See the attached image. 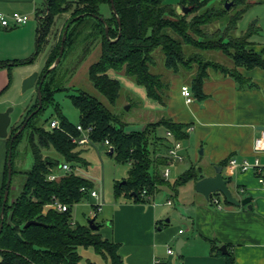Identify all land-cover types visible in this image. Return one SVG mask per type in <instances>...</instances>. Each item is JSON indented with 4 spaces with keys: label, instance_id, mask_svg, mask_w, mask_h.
<instances>
[{
    "label": "trees",
    "instance_id": "trees-1",
    "mask_svg": "<svg viewBox=\"0 0 264 264\" xmlns=\"http://www.w3.org/2000/svg\"><path fill=\"white\" fill-rule=\"evenodd\" d=\"M227 2H232L228 9ZM103 4H108L112 10L110 0H76L75 5L67 0H44L38 13L40 15L38 49L34 57L12 62L0 61V68H8L9 71L10 81L7 87L11 85L13 66L27 65L35 61L44 44L48 42L55 18L65 13H70V18L64 25L63 34L66 25L70 23V26L64 53L67 47L72 46L76 41L80 31L78 29L85 17L91 16L97 19L98 22L90 28L95 34L94 42L99 41L101 44V54L99 60L89 67V79L112 105L120 96L122 84L108 75L110 69L144 86L150 98L162 104L166 103L170 84L162 74L154 71L158 54L161 55L163 66L171 72L191 73L193 65H197V72H192L191 90L199 100L205 98L203 83L210 68L230 73L240 85L247 84L249 80L240 75L238 67L264 69L263 54L247 50L250 45L249 38L254 30H247L237 37L233 36L248 8V0H221L219 3H210V0H178L175 4L166 0H114L121 29L113 10L110 18H105L101 13ZM177 6L189 8V11L180 15L176 10ZM80 15L84 16L76 20L75 18ZM99 17H104L109 25V37L106 35L105 23ZM216 22L225 26L223 31L220 27L216 30L211 29L212 24ZM62 37L49 54L40 77L59 56ZM225 38H228L227 42ZM218 51L226 53L231 58L234 63L233 68L230 69L207 58L208 54ZM55 69L47 75L42 85L43 107L29 120L26 128L12 143L13 176L16 173L14 168L16 149L25 133L28 135L27 141L34 163L30 170L19 171L24 175V181L14 199H11L12 182L0 235V264H94L90 260L83 261L80 253L82 248H92L96 253L110 259L112 264H122L118 254V244L103 240L88 225L73 221L74 205L89 199V190L94 188V183L75 173H62L58 178L49 180L48 175L57 172L60 163L52 156L45 155L44 150L54 149L66 162L82 161L77 151L78 144L73 138L82 135L77 128L79 124L85 129L91 127V142L104 143L108 139L111 143L110 149H114L112 155H115L119 162L130 163L125 183L115 184L116 199L126 197L136 203H146L150 199L143 196L144 191L145 195L151 198L156 193L157 186L164 182L159 172L151 171V168L155 164L168 163L166 157L157 156L165 145L156 136L157 128L163 125L172 131L177 139L183 141L188 136L186 126L170 119H161L148 123L144 130L126 132V123L107 105L97 97L79 91L71 96L73 105L80 112L79 123H71L57 108L60 127L46 128L45 125L47 123L49 125L51 121L48 120L44 125H40L36 119L46 106L53 104L54 93L64 89L60 81L54 77ZM38 105L37 97L35 103L28 109L23 122L11 126L8 135V154L12 136ZM224 164L225 162L222 163ZM198 172L195 167L188 169L179 176L173 188L177 190L179 186L191 180L198 181L202 177ZM7 178L6 163L0 213ZM82 187H85L86 191H82ZM213 195L210 196L211 200ZM54 197L67 204L68 210L48 209L44 212L45 206L52 202ZM225 202L229 204L226 199ZM29 221L37 223L26 227ZM224 256L229 264L235 262L233 253L229 252Z\"/></svg>",
    "mask_w": 264,
    "mask_h": 264
},
{
    "label": "crops",
    "instance_id": "crops-1",
    "mask_svg": "<svg viewBox=\"0 0 264 264\" xmlns=\"http://www.w3.org/2000/svg\"><path fill=\"white\" fill-rule=\"evenodd\" d=\"M43 2L44 0H0V12L30 15V21L26 25L12 29L0 27V61L12 62L34 57L38 49V13ZM248 2V8L238 23V34L254 30L247 48L264 56V0ZM63 16L66 20L70 13ZM58 18L60 19L57 17L56 21ZM55 43L57 42L51 35L47 43L48 56L56 46ZM218 61L229 66L224 60ZM38 68L35 61L27 65L13 66L9 87L8 68H0V113L12 103L10 92L16 85V76L19 75L20 80H24ZM238 72L249 80L247 84L240 85L230 73L210 68L203 83L205 98L199 100L195 96L193 102L187 103L181 94V88L184 85L191 88L193 73L169 71L170 74L164 77L170 84L165 104L150 98L146 88L129 77L113 69L107 72L111 78L122 84L126 103L143 114L144 123H126V132L144 130L148 123L161 119H170L186 126L188 136L182 141V162L188 161L190 166L181 171H173L175 165L179 166L176 163L181 161L168 159L167 164H155L151 171L157 170L165 180L163 173L168 166L170 175L167 178L174 175V184L182 173L192 167L199 170L198 173L202 176L200 179L215 176L216 166L225 162L222 172L233 195L239 200L252 198V207L248 208L247 205L227 204L224 196L218 193L224 199L222 206L218 207L210 198L207 199L199 193L196 189L197 181L191 180L177 190L173 188L171 198H157V186L156 193L146 203H136L126 197L104 202L100 186L103 181L101 167L99 166L97 173V169H93L81 157L88 164L86 169L77 165L82 171L81 176L94 183V188L100 191L103 202L100 211L96 212L93 206L94 210L91 212L95 223L99 225L95 232L103 240L118 244L122 264H154L156 259L164 264H229L221 250L223 245L227 246V253H233V264H264V185L260 183L254 170L242 172L238 167L228 164L231 157L254 162L258 156L264 175V153L257 155L254 151L255 138L264 128V69L238 67ZM161 129L164 130L166 142L157 156L165 158L170 140L167 137L168 129L163 125L157 128L156 135ZM92 143L89 141L78 147ZM102 146L108 148L104 143ZM7 156L8 137H0V200ZM84 163L82 164L85 165ZM90 198L93 197L89 196ZM95 201L98 202L96 199ZM177 202L175 211L168 212L166 208L175 206ZM99 213L102 215L98 223ZM179 230L183 232L180 233ZM179 239L184 241L181 256L176 252ZM169 248L175 251L174 255L168 254ZM80 253L84 262L90 260L94 264H112L110 259L96 253L92 248H82Z\"/></svg>",
    "mask_w": 264,
    "mask_h": 264
},
{
    "label": "rangeland",
    "instance_id": "rangeland-1",
    "mask_svg": "<svg viewBox=\"0 0 264 264\" xmlns=\"http://www.w3.org/2000/svg\"><path fill=\"white\" fill-rule=\"evenodd\" d=\"M72 2L75 5L76 0H67ZM169 3L175 4L178 0H166ZM221 0H210V3H219ZM176 10L178 14L184 15L185 12L181 8V6H177ZM101 13L104 15L105 18H110L112 16V10L108 4L101 5ZM58 18L56 21V18ZM55 18L56 25L54 22L52 31L49 37L52 35L55 38V41L58 44L60 41L63 31L64 25L67 20L70 18L68 17L66 20L64 19L63 15H59ZM102 17V18H104ZM35 21V20H34ZM98 22L96 18L87 16L85 17L83 23L80 25V30L77 34L76 41L71 46L69 45L62 57V60L59 66L54 71V77L60 81L62 84V90L56 91L54 93V102L53 104H49L46 106L45 110L40 113L36 119V121L40 125H44L46 121L57 120L58 119V112L57 108L60 109L61 113L68 118V120L73 124L79 123V110L73 105L71 96L79 93V91L87 92L94 97H97L100 101H102L105 105H107L114 113H116L124 123L130 124H141L144 123L142 112L139 111L136 107L131 108V104H127L126 97L123 95L124 92H121L120 97L117 99L115 104H110L107 98L102 95L93 85L91 80L89 79V67L94 62L98 61L101 54V44L100 42H94L95 34L91 31L90 26L94 23ZM55 27V28H54ZM221 28L220 30L223 31L225 26L220 25L219 22L212 24L211 29L216 30L217 28ZM239 30L233 32V36H239ZM93 38V39H92ZM49 39V38H48ZM225 41H228V38H225ZM48 43V42H47ZM44 44L42 51L38 54L37 58L35 59V63L38 64V72L41 75V72L45 68L46 59L49 53V46ZM250 51V49H247ZM257 53V52H255ZM259 54V53H258ZM161 55H157V64L154 68L156 73L162 74L163 77L168 76L169 71L163 66ZM207 58L212 59L214 61L219 62L218 60H224L227 63L229 68L234 67V63L231 58L224 52L218 51L210 53L207 55ZM220 63V62H219ZM222 64V63H220ZM226 66L225 64H223ZM192 72H197V65H193ZM22 83L23 80H20V76H16V85L11 90L10 94H12V103L6 108H12L10 113L11 124L9 127V134L11 131V126H17L23 122V119L26 116V113L30 106L35 103L37 96V88H31L27 91H22ZM129 107V108H128ZM46 128H50L48 123L45 125ZM24 138H22L21 142L18 144L16 149V156L14 159V168L16 173L13 176V188L11 193V199H14L18 193L20 192L21 185L24 181V175L19 173V171H28L32 168L34 163L33 154L29 148L28 141H27V133L24 134ZM161 139L162 142H166L164 138H166L164 130L161 129L156 135ZM103 143H92L86 146H80L77 148V151L80 153V157L84 158L88 164L92 165L93 169H98L99 166L101 167L102 171V183L101 191L103 195L104 202L105 201H115V192L114 187L115 184L118 182H123L128 177V171L130 170L129 163H122L116 159L115 155H110L109 149L102 146ZM45 155H50L53 158L57 159L60 163V166L66 162L63 156L57 153L54 149L44 150ZM178 162V161H177ZM72 165L82 166L86 169L87 165L84 161L79 162H70ZM84 163L85 165H83ZM178 167L173 168V171H181L182 169H186L190 166L188 161H181L176 163ZM176 169V170H175ZM57 172L62 174L63 172L57 168ZM176 173V172H175ZM178 177V175L176 176ZM173 182H174V175L171 178H166L163 183L158 185V194L157 198L159 199H167L171 198V193L173 191ZM171 185V186H170ZM184 186V185H183ZM181 188H184V187ZM180 188V187H178ZM180 192V191H179ZM173 194V193H172ZM168 195V196H167ZM174 197V196H173ZM175 198V197H174ZM57 199L54 197L53 201ZM173 199V198H172ZM174 200V199H173ZM51 203V202H50ZM49 203V204H50ZM97 202L95 199H84L83 201L77 203L73 207V221L80 224H89V219L93 218L94 215L91 212L94 210L93 206H95ZM178 207V202L175 206L167 207L166 209L168 212L172 213ZM101 213L98 215L97 222L101 221ZM176 256V255H175ZM1 260V255H0Z\"/></svg>",
    "mask_w": 264,
    "mask_h": 264
},
{
    "label": "water",
    "instance_id": "water-1",
    "mask_svg": "<svg viewBox=\"0 0 264 264\" xmlns=\"http://www.w3.org/2000/svg\"><path fill=\"white\" fill-rule=\"evenodd\" d=\"M111 2V7L113 10V13L116 15L120 29H121V21L120 18L118 17V13L114 4V0H110ZM232 5V2H227L226 3V8H230V6ZM183 11L186 13L189 11V8H182ZM84 15H80L77 16L75 19H79L81 17H83ZM101 21H103L105 23V31H106V35L109 37V25L107 24L106 20L102 17H99ZM70 23H68L66 25V29L65 32L63 34L62 37V42H61V46H60V52H59V56L56 58L55 62L48 68V70L40 77V74L37 70L33 71L31 74H29L28 76H26L23 80L22 83V91L25 92L28 89L37 88V96H38V100H39V105L38 108L36 110H34L26 119V121L22 124V126L19 128V130L12 136L11 139V147L9 150V154H8V160H7V166H8V178H7V182H6V189H5V193H4V200H3V207H2V211L0 213V219H1V224H0V235L2 233L3 230V225H4V209H5V205L6 202L9 198V194H10V188L12 185V179H13V163H12V159H13V150H12V143L14 142V140L16 139V137L23 132V130L26 128L29 120L36 115L40 109L43 107V99H42V85L45 82V79L47 77V75L53 70L55 69L59 64L60 61L62 59V56L64 54V50H65V41H66V37H67V31L69 29ZM121 35V32L119 34V36ZM118 36V37H119ZM40 77V78H39ZM39 81V83H38ZM129 108V107H128ZM12 111V108H8L5 111L0 113V137L5 138L8 137L9 135V127L11 124V118H10V113ZM114 149L111 148L109 153L113 154ZM216 171V175L215 176H209V177H204L202 179H200L199 181H197L196 183V189L199 193L203 194L207 199L210 198V196L212 194L215 193H221L224 198L226 199V201L229 204H233L236 206L239 205H247L248 208H251L252 206L250 205L251 202V197H246L243 200H239L237 199L231 189L228 186V180L226 178H224L223 175V166L219 165L216 166L215 168ZM125 183V181H123ZM36 221H29L26 223V227L32 224H36ZM89 228L92 231H96L99 228V225L95 223V218H91L89 220ZM184 246V241L183 239H179L176 243V252L178 254V256H181L182 254V248ZM221 250L226 254L227 251V246L223 245L221 247Z\"/></svg>",
    "mask_w": 264,
    "mask_h": 264
},
{
    "label": "built area",
    "instance_id": "built-area-1",
    "mask_svg": "<svg viewBox=\"0 0 264 264\" xmlns=\"http://www.w3.org/2000/svg\"><path fill=\"white\" fill-rule=\"evenodd\" d=\"M30 21V15L20 12H13L11 14H6L3 12H0V27L5 29H12L19 26L26 25ZM181 94L186 98L187 103H191L195 100V96L193 95V92L191 88L187 85L182 86L181 88ZM49 127L51 129L59 128L60 122L59 120H51ZM78 130L82 133L80 137L73 138V141L76 142L78 145L85 144L90 140V133L92 131L91 127L84 128L82 125H78ZM189 128V130H191ZM167 137L169 138V146L166 154V158L170 161H182L184 159V154L182 153L183 150V143L181 140L177 139L172 131H167ZM105 145L108 146L110 149L111 143L108 139L104 142ZM254 151L257 155L260 153H264V128L260 130V134L255 138L254 141ZM228 164L231 167H238L242 172H246L249 170H254L255 174L259 178V181L261 184L264 185V175L262 173V165L260 163V160L257 156L254 162H250L249 160H238L236 157H231L228 160ZM61 171H63V174H71L75 173L77 175H81L82 171L77 165H72L70 162H64L61 166H59ZM164 176L167 178L170 175V168L167 166L164 170ZM60 174H56V172L51 173L48 175L49 180H54L59 177ZM82 191H86L85 187L81 188ZM145 191L143 196L146 198L151 199L149 196L145 195ZM89 195L93 198H95L98 202L95 205V211L98 212L101 210L102 207V199H101V193L98 189L93 188L89 190ZM222 196L217 195L212 197V202L216 204V206L221 207L222 206ZM171 202H169L170 204ZM48 209H54L59 211H66L68 210V205L61 202L59 199H55L50 204H47L44 208V212H46ZM180 233L183 232V230H179ZM169 255H174L175 251L172 248L168 249ZM154 264H164L161 260L156 259Z\"/></svg>",
    "mask_w": 264,
    "mask_h": 264
},
{
    "label": "flooded vegetation",
    "instance_id": "flooded-vegetation-1",
    "mask_svg": "<svg viewBox=\"0 0 264 264\" xmlns=\"http://www.w3.org/2000/svg\"><path fill=\"white\" fill-rule=\"evenodd\" d=\"M40 78V77H39Z\"/></svg>",
    "mask_w": 264,
    "mask_h": 264
}]
</instances>
